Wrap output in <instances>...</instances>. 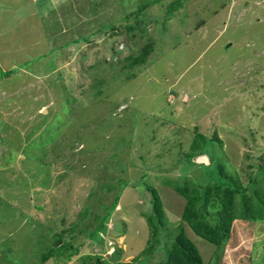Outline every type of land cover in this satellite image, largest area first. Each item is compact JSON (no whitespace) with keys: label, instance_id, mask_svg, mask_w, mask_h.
Segmentation results:
<instances>
[{"label":"rangeland","instance_id":"obj_1","mask_svg":"<svg viewBox=\"0 0 264 264\" xmlns=\"http://www.w3.org/2000/svg\"><path fill=\"white\" fill-rule=\"evenodd\" d=\"M196 132L264 190V0H0V264H161L146 186L206 264H264L263 221H181Z\"/></svg>","mask_w":264,"mask_h":264},{"label":"trees","instance_id":"obj_2","mask_svg":"<svg viewBox=\"0 0 264 264\" xmlns=\"http://www.w3.org/2000/svg\"><path fill=\"white\" fill-rule=\"evenodd\" d=\"M141 59L137 57L134 61L139 62ZM213 138L204 133L196 132L190 144V152L185 153L183 157L186 162L207 164V168L197 166L200 175H195L192 172L195 175H189L192 178L186 176L182 181L167 179L165 184L185 200L181 210V221L186 222L195 234L219 247L230 238L231 227L235 221L264 222V190L251 187V185L245 186L241 183L236 172H228L227 166L230 169H235L227 164L229 158L227 159L224 154L219 155L217 161L219 163H215L216 166L210 164L207 156L209 153L213 159V153L209 150L210 144L215 143V141L221 144L217 135H214ZM201 155L206 156V162L196 160ZM186 167L188 168L187 165ZM259 172L264 181V170ZM146 187L151 192L152 200L151 213L146 216L149 237L147 245L140 251L139 255L148 256L160 243L158 240L160 232L167 230L168 235L160 247L163 253L165 252L161 264H206L195 244L185 234L181 224L168 228L166 225L167 217L157 190L152 186ZM52 248L43 256V259H47L55 251L58 253L61 245L55 244V247ZM57 253L55 259L59 255Z\"/></svg>","mask_w":264,"mask_h":264},{"label":"water","instance_id":"obj_3","mask_svg":"<svg viewBox=\"0 0 264 264\" xmlns=\"http://www.w3.org/2000/svg\"><path fill=\"white\" fill-rule=\"evenodd\" d=\"M197 160H199V161H207V158H206V156L205 155H201V156H199V157H197ZM124 264H131V263H129V262H126V263H124Z\"/></svg>","mask_w":264,"mask_h":264}]
</instances>
